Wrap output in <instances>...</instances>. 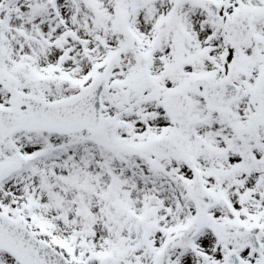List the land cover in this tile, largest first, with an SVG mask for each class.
<instances>
[{
  "label": "snow or ice",
  "instance_id": "1",
  "mask_svg": "<svg viewBox=\"0 0 264 264\" xmlns=\"http://www.w3.org/2000/svg\"><path fill=\"white\" fill-rule=\"evenodd\" d=\"M0 264H264V0H0Z\"/></svg>",
  "mask_w": 264,
  "mask_h": 264
}]
</instances>
